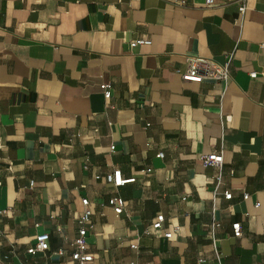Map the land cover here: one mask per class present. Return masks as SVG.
<instances>
[{
	"label": "crops",
	"instance_id": "0c3cea01",
	"mask_svg": "<svg viewBox=\"0 0 264 264\" xmlns=\"http://www.w3.org/2000/svg\"><path fill=\"white\" fill-rule=\"evenodd\" d=\"M0 209V264H75L84 209L85 264H264V0H0Z\"/></svg>",
	"mask_w": 264,
	"mask_h": 264
},
{
	"label": "built area",
	"instance_id": "2783aa9c",
	"mask_svg": "<svg viewBox=\"0 0 264 264\" xmlns=\"http://www.w3.org/2000/svg\"><path fill=\"white\" fill-rule=\"evenodd\" d=\"M204 4L206 6H211L214 4V0H204ZM243 8H241L242 11ZM150 41L144 39H136L129 43L131 48L141 45H149ZM203 67V71L200 73L199 68ZM184 79H200V78H208L218 82L226 81L229 77V64L225 62L223 65H214L211 64L203 59H188L187 60V69L184 74ZM99 89L103 94L104 99H108L110 97V91L107 84H100ZM110 149H113L111 147ZM158 158H162L163 154L158 153L156 155ZM203 165H213L216 167H220L222 164V155L219 154H211L208 157L203 159ZM96 179L99 176L95 177ZM104 180L107 184L113 185V187L118 188L122 187L126 184L133 183L134 178H123L121 172L116 170L112 173H107L104 176ZM219 180V176L216 178ZM248 195H243V200H247ZM107 206H109L113 213L118 216L123 212L124 201L119 196L110 197L107 200ZM5 213L4 210L0 209V216ZM90 210L84 209L80 215L79 224L80 228L77 231V234L73 237L70 246H71V253L70 259L75 262V264H85L92 260V255L88 253L87 250V243H86V233H87V225L89 224L90 220ZM164 220L162 215H158L155 218V221L152 223L151 227L154 230L161 229V224ZM232 235L235 238L241 237V227L239 223H233L231 225ZM165 238H170V233H165L163 235ZM49 240L48 234L44 233L37 237H35V241L32 247L27 249L28 254H35L37 252H44L47 249V242ZM135 249V246L131 247ZM57 255L62 256L63 251L60 249L57 251ZM199 263H203V259L198 260Z\"/></svg>",
	"mask_w": 264,
	"mask_h": 264
}]
</instances>
